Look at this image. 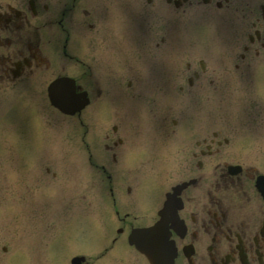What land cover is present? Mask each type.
Wrapping results in <instances>:
<instances>
[{"label":"rangeland","instance_id":"1","mask_svg":"<svg viewBox=\"0 0 264 264\" xmlns=\"http://www.w3.org/2000/svg\"><path fill=\"white\" fill-rule=\"evenodd\" d=\"M191 13L192 17H195L191 22L186 26L175 27L174 64L167 56L163 58V52H161L165 46L167 49L169 47V30L166 28L163 31L166 33L165 44H160L156 53L158 54L157 60L154 59L153 64L155 65L150 69L162 73L165 79L168 77L167 75L175 71L174 86L171 87L170 83L165 82L171 88L172 93L173 88H177L179 83L185 85L184 79L190 73L185 70L186 60L192 61V64L197 67V60L201 57L208 64L203 74V84L207 88V85L211 83L215 89L224 75L226 79L223 83H229V85L223 87V94L224 97L232 100L229 95L232 89L230 81L233 82L234 77L236 78L239 74L232 65L233 61H236L234 52L238 51L235 47L237 30L223 22L218 24L220 18H217L216 22L211 17L213 13L206 6H200L199 9L191 11ZM68 14L72 17L70 13ZM202 18H206L205 22L196 20ZM209 19L211 23H209ZM159 33L161 35L160 29ZM188 38H195L196 41L204 39L206 47L203 50H191V47H188ZM51 39L53 40V38ZM50 40H46L44 47L47 46V48L44 51L47 52L48 57H54L56 54L54 42ZM183 40H186L187 43L181 47ZM215 40H219L220 48ZM142 41L148 43L146 40ZM70 48L73 52L72 44ZM153 51L156 52L155 47H153ZM77 53L80 55L79 57L88 61L91 51L84 47L81 51L77 50ZM95 53L96 57L106 53L109 55L112 53V48L107 44L96 43ZM132 61L136 62L137 60ZM127 63L131 65L130 59L127 60ZM67 67L70 68L69 70H74V67ZM124 67L119 64L105 69L103 67L102 70L95 67V79L97 78L99 82L105 84L106 81H102V78L107 75L110 77L112 72L116 73L112 71L113 68L118 70L124 68L129 75L133 66L124 64ZM54 68L50 67L46 72L35 69L33 73H24L11 84L12 88L10 84L0 85V264H69V257L75 253H83L87 264H103L102 261L105 259L112 264H130L131 262L146 264L137 252L125 245H118L117 240H112L113 237H116L113 228L118 224V220H115L110 204L105 199L102 187L105 181L102 175L103 170L100 169V166L91 167L85 157L91 151L96 165L104 163L103 166L108 167V156L105 155L103 146L105 142H110L112 139V136H109V139L104 138L106 133L111 132V124L118 125L114 137L119 135L124 139L119 145L113 146L116 154L121 155L119 152L129 148V145L137 148L136 144H140L139 139L145 137L143 133H147L146 131H149L150 137L168 132L170 126L166 128V123L173 115L172 108L165 106L160 113L157 111L158 97L156 94L162 91H151L143 99L146 87H142L139 91L138 87L135 89L126 88L127 94H125L124 88H121L120 84L117 88L111 84L110 88L103 89L105 92H101V96L92 107L82 112L81 116L84 122L82 125L75 117L56 113L46 105L45 92L41 86L44 79L45 82L48 81L47 79L55 73ZM235 72L236 75H232ZM183 93L189 96V93L185 91ZM183 93H177L176 99L182 101L185 98V96H181L184 95ZM120 96L129 98L128 101L131 102V105L120 108L117 101ZM138 99H143L142 105ZM135 102L137 103L134 104ZM176 104H178L177 101ZM191 104L200 106L199 101L191 100ZM104 105L106 113H102L95 120L91 118L93 108L101 106L103 109ZM235 109L236 113H234ZM207 110L212 115L216 114L211 106ZM227 110L231 111L230 115L236 116L254 115L256 112L255 109H252L251 113L247 114L243 112L246 109L240 111L238 108L228 107L223 113L214 117L225 114ZM110 112L113 113L109 115ZM159 120L164 123L161 124L158 132ZM79 124L81 126H78ZM35 126L42 129V140H39V137L38 139L34 138L32 135V133L35 134ZM135 132L136 136L135 134L131 136ZM172 136L176 137L177 134ZM116 167L113 166V172L116 171ZM117 179H119V173ZM172 179V177L159 180L157 178L155 184L153 182L151 184L164 186ZM133 181L135 182V180ZM60 186L62 188H59ZM156 193L157 191L152 189L154 198ZM129 197L122 191L121 200L117 201L120 212H132L126 219L127 224L128 222L139 223V217L152 216L151 207L154 201L146 200L145 206L141 208L134 201V203H128ZM43 198L47 201H43ZM14 208L17 209L16 212H14ZM134 214L136 218L132 217ZM86 222L102 227V230L97 229L101 234L98 236L96 247L92 246L93 243L90 241L92 240L90 239L92 231L90 228L87 229ZM95 227L93 226L92 229L95 230ZM35 230L37 231L35 232ZM127 231L128 229L124 234H117H122L123 239ZM25 232L35 234L36 238L27 241L26 246L23 245L24 239L22 240ZM36 233L38 234L36 235ZM95 234H97L96 230L92 235ZM60 237L64 242L59 241ZM69 239H72L70 243L72 247L69 245ZM32 240H38L34 244L35 246L32 245ZM22 245L25 250L34 248L33 254L35 253L34 255L37 256L29 259L27 254L22 252ZM19 250L22 252L20 255L17 253Z\"/></svg>","mask_w":264,"mask_h":264},{"label":"flooded vegetation","instance_id":"2","mask_svg":"<svg viewBox=\"0 0 264 264\" xmlns=\"http://www.w3.org/2000/svg\"><path fill=\"white\" fill-rule=\"evenodd\" d=\"M159 1L148 0L147 9H140L142 15L149 14ZM200 1L170 0L172 5L183 9ZM223 1L225 7L231 2V9L241 12L243 18H251L252 34L247 36L248 45L241 47L245 51L254 50L253 54L257 55L258 49L264 47V13L257 11L253 0ZM215 4L223 5L220 0H215ZM47 9V3L41 0L13 3L0 0V80L14 78L25 67H37L43 61L38 46L44 38L48 41L55 37L60 42L61 35L47 28L56 24V28L64 30V24L47 14ZM66 43L67 38L59 45V53L71 58L65 51ZM244 55L240 54L242 58ZM65 68L60 57L58 69ZM75 78L84 85L91 84L90 80L85 83L80 74ZM240 119L238 123H247V128L255 130L252 131L255 144L264 151V113ZM223 127L216 126V131L210 132L206 131V125L201 127L199 138H194L183 150L185 179L175 181L167 190L172 198L166 219L167 238L174 252L172 264H264V196L255 186V178L264 174V168H257L249 158L248 153L253 152L249 144L244 143L241 150L235 143L227 148V134L232 131L226 130L235 126ZM182 181L186 182L182 187L172 189Z\"/></svg>","mask_w":264,"mask_h":264},{"label":"water","instance_id":"3","mask_svg":"<svg viewBox=\"0 0 264 264\" xmlns=\"http://www.w3.org/2000/svg\"><path fill=\"white\" fill-rule=\"evenodd\" d=\"M51 95H53V96H54V92H53V93H51ZM62 96H64V94H62V95H61V97H59V95H58V96L55 98V100H58V104H59V103H61V101H62V99H61V98H62ZM53 99H54V98H53Z\"/></svg>","mask_w":264,"mask_h":264},{"label":"bare ground","instance_id":"4","mask_svg":"<svg viewBox=\"0 0 264 264\" xmlns=\"http://www.w3.org/2000/svg\"><path fill=\"white\" fill-rule=\"evenodd\" d=\"M37 230H35V232H36ZM35 235V234H34Z\"/></svg>","mask_w":264,"mask_h":264}]
</instances>
